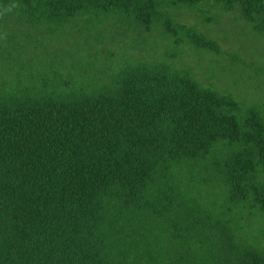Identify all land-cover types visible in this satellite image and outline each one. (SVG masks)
<instances>
[{
	"label": "trees",
	"instance_id": "1",
	"mask_svg": "<svg viewBox=\"0 0 264 264\" xmlns=\"http://www.w3.org/2000/svg\"><path fill=\"white\" fill-rule=\"evenodd\" d=\"M231 15L264 39V0H0V264H264V56Z\"/></svg>",
	"mask_w": 264,
	"mask_h": 264
},
{
	"label": "rangeland",
	"instance_id": "2",
	"mask_svg": "<svg viewBox=\"0 0 264 264\" xmlns=\"http://www.w3.org/2000/svg\"><path fill=\"white\" fill-rule=\"evenodd\" d=\"M212 18H215L216 13H211ZM208 16H210L208 14ZM237 15H231L230 19L228 18L229 22H231L230 27L227 26V28L224 26L222 29L227 30L226 32H222L224 30H220L219 28H217L216 31H218L217 33L220 34V31L222 32V35H227L230 34L232 36H234V34L237 36L239 35L241 38L240 39V44L246 48L247 51H249L250 53L256 54L258 56H264V39L259 38L257 35H254L251 30L244 25V23H242L238 18ZM224 19H226V16H224ZM232 32V33H231ZM236 56V55H234ZM231 56L230 59H228L226 61V65L228 67V69L233 65L231 59H233ZM238 57V56H237ZM190 62H192L195 66V64H203L206 67V70L209 69V58L207 56L201 55V56H197L195 53H191L190 56ZM239 59V57H238ZM232 64V65H231ZM256 70H259L258 67L259 66V62H257L256 64ZM262 68V67H261ZM234 80V79H233ZM232 79H230L228 81V83H231Z\"/></svg>",
	"mask_w": 264,
	"mask_h": 264
}]
</instances>
